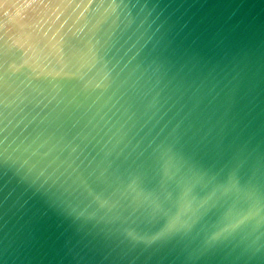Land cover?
I'll return each instance as SVG.
<instances>
[{
  "label": "water",
  "instance_id": "water-1",
  "mask_svg": "<svg viewBox=\"0 0 264 264\" xmlns=\"http://www.w3.org/2000/svg\"><path fill=\"white\" fill-rule=\"evenodd\" d=\"M0 264H264V0H0Z\"/></svg>",
  "mask_w": 264,
  "mask_h": 264
}]
</instances>
